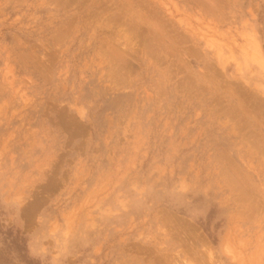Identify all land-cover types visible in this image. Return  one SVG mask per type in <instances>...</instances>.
<instances>
[{
	"label": "rangeland",
	"instance_id": "obj_1",
	"mask_svg": "<svg viewBox=\"0 0 264 264\" xmlns=\"http://www.w3.org/2000/svg\"><path fill=\"white\" fill-rule=\"evenodd\" d=\"M0 264H264V0H0Z\"/></svg>",
	"mask_w": 264,
	"mask_h": 264
}]
</instances>
